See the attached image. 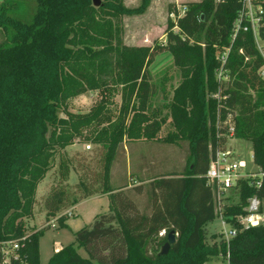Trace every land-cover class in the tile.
<instances>
[{"label":"trees","instance_id":"obj_1","mask_svg":"<svg viewBox=\"0 0 264 264\" xmlns=\"http://www.w3.org/2000/svg\"><path fill=\"white\" fill-rule=\"evenodd\" d=\"M1 1L0 264H39V240L50 226L28 230L25 223L55 156L79 140L95 147L90 160L80 157L75 185L67 184L72 160L60 161L43 210L61 229L67 211L84 199L107 195L109 210L47 264H207L227 254L228 264H264V224L227 243L209 237L206 227L216 219L205 179L209 149L226 142L216 140L217 116H232L235 139L251 144L253 164L264 174V59L251 32L231 41L242 0L184 3L182 17L174 10L176 20L165 28V44L148 48L125 45L122 30L123 18L144 13L149 0L135 9L122 0H101L99 7L92 0ZM262 6L264 12V0ZM226 48L227 79L218 81ZM165 52L181 81L165 106L173 131L160 140L166 118L158 120L153 106L157 85L148 67ZM89 91L99 93L94 108L66 110L69 99ZM217 93L219 100L212 97ZM117 94L121 105L113 117L109 105ZM168 144L183 155L179 171L165 169L167 160L155 156ZM236 195L237 202L225 206L228 218L245 214L248 198L264 200V175L258 188L242 181ZM137 197L146 199L145 208ZM171 231L175 242L158 255ZM12 244L18 249L7 260Z\"/></svg>","mask_w":264,"mask_h":264},{"label":"rangeland","instance_id":"obj_2","mask_svg":"<svg viewBox=\"0 0 264 264\" xmlns=\"http://www.w3.org/2000/svg\"><path fill=\"white\" fill-rule=\"evenodd\" d=\"M123 5L126 8H138L142 4V0H122ZM197 1V0H189ZM2 1L0 0V3ZM183 8V2L175 4L173 0H149V5L144 13L139 15H132L123 18V41L125 45L132 47H153L155 44H165L166 34L165 28L169 22H173L174 19L171 14H174V10L178 13ZM175 15V14H174ZM173 31L177 30L173 28ZM1 42V37H0ZM263 47L264 44L260 43ZM149 70L152 75V80L157 85V94L153 98V106L158 110V120L160 117L166 118V123L162 126L160 131L156 134L157 139H165L168 133L173 131L172 120L169 115V110L165 108L168 102L173 97L174 90L179 86L181 81V73L174 65L173 58L169 52L159 54L155 57L152 64L149 65ZM262 78L264 80V67L261 69ZM99 100L98 91H89L77 97L71 98L66 103V110L73 114H84L89 112L96 106ZM112 105H109L111 115L114 117L118 114L120 107V96L114 95L110 100ZM62 116H64L62 114ZM229 145L233 149L238 159L245 160L248 163V169L255 170L253 164V153L251 150V144L245 140H230ZM93 144L85 142L84 140L76 141L71 147L66 148L60 154L55 156L52 169L45 176V180L38 186L36 190V204L33 206L32 216L26 221V226L29 229L47 230L45 235L39 241L40 259L39 264H47V260L53 253L55 246L64 247L67 244L74 242V233L81 230L82 227H87L93 222V217L101 213L108 212L106 207V201L103 199L89 198L86 201H82L78 212L73 217L71 212L68 218V226L62 229L59 228L57 217H47L43 210V200L51 187L57 182V171L60 165V161L63 158L71 159L70 163L71 171L69 173L68 185H75L78 183V172L75 171V167L80 159L86 158L90 160L92 152L94 150ZM155 156L160 159L167 160L165 169L169 170L171 167H176V171L181 168V159L183 157L180 154V149L176 145L168 144L167 147H160L154 150ZM160 159V160H161ZM118 175L119 168L116 169L114 174ZM102 195V194H99ZM96 195V196H99ZM138 206L143 209L146 206V199L144 197H137ZM232 202H237L236 197H232ZM262 212L264 215V200L261 202ZM208 236L214 237L216 241L219 238L218 233L223 232V228L220 225L219 219H215L206 225ZM228 230V226L226 228ZM82 256H86L85 251L79 250ZM207 264H227L224 258L217 256L212 258Z\"/></svg>","mask_w":264,"mask_h":264},{"label":"built area","instance_id":"obj_3","mask_svg":"<svg viewBox=\"0 0 264 264\" xmlns=\"http://www.w3.org/2000/svg\"><path fill=\"white\" fill-rule=\"evenodd\" d=\"M263 0H242V7L239 10L235 21L232 24V42L235 40L240 31L251 32L258 51L264 59L263 47L264 40L261 37V31L264 30V12L262 6ZM185 7L179 12V17H182ZM171 17L176 20V15L171 14ZM176 29V28H175ZM229 48L219 56L221 68L217 74V80H226L227 76L223 74V65L229 53ZM260 75L262 72L260 70ZM213 98L219 100V93L212 95ZM217 124L215 137L217 142L225 138L226 142L223 147H216L213 151L210 150V162L206 170L205 179L206 186L212 191L213 205L215 208L216 219H219L220 225L223 228L222 233H218L219 238L226 243L234 238L242 229L259 227L264 224V215L262 212L261 200L256 196L247 199L244 208L245 214L236 217L225 216V206L229 205L232 197L238 198L236 192L239 190V185L242 181H247L252 187L258 188L262 182L263 173L256 170L248 169V163L245 160L238 159L233 149L229 145L230 140L235 139L234 122L231 115H227L224 120L217 116ZM253 159V157H252ZM70 216L71 212L67 211ZM228 226V230L226 229ZM161 236L164 232L160 233ZM11 250L5 251V256L12 254L18 249L16 244H12ZM226 263H229L228 254L224 257Z\"/></svg>","mask_w":264,"mask_h":264},{"label":"crops","instance_id":"obj_4","mask_svg":"<svg viewBox=\"0 0 264 264\" xmlns=\"http://www.w3.org/2000/svg\"><path fill=\"white\" fill-rule=\"evenodd\" d=\"M200 0H197V1H189V0H173V2L175 3V4H179V2H183V4L184 3H188V2H199ZM90 198H97V199H103V200H105L106 201V207H107V211L109 210V200H108V197H107V195H99V196H93V197H90ZM89 198H87V199H84V200H82V201H86V200H88ZM81 201V202H82ZM81 202L78 204V205H76V206H74L72 209H71V212H72V215H73V217L75 216V214L78 212V208H79V206H80V204H81ZM97 216V215H96ZM96 216H94L93 217V219L96 217ZM68 220L65 222V227H67L68 226ZM61 229V228H60ZM79 231V230H78ZM77 231V232H78ZM76 233V232H75ZM74 233V234H75ZM45 235V234H44ZM41 239V238H40ZM40 241V240H39ZM73 243V242H72ZM63 247L62 246H55V248L53 249V253L50 255V257L55 253V252H57V251H59L60 249H62ZM49 257V258H50ZM48 258V259H49ZM39 259H40V248H39ZM48 261V260H47Z\"/></svg>","mask_w":264,"mask_h":264},{"label":"water","instance_id":"obj_5","mask_svg":"<svg viewBox=\"0 0 264 264\" xmlns=\"http://www.w3.org/2000/svg\"><path fill=\"white\" fill-rule=\"evenodd\" d=\"M92 4L94 7H99L101 5V0H92ZM175 237L176 235L174 231H171V233H169L167 236V241L160 248L158 255H166L168 253L171 248V245L175 242Z\"/></svg>","mask_w":264,"mask_h":264}]
</instances>
